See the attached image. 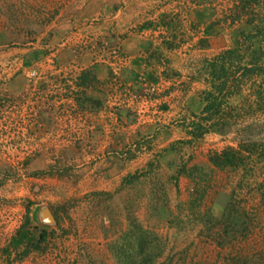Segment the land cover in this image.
<instances>
[{
    "label": "rangeland",
    "instance_id": "1",
    "mask_svg": "<svg viewBox=\"0 0 264 264\" xmlns=\"http://www.w3.org/2000/svg\"><path fill=\"white\" fill-rule=\"evenodd\" d=\"M191 2L0 0V264H264V0ZM155 14L171 47L202 29V98L226 81L207 61L234 52L225 126L199 137L168 70L121 84L118 33Z\"/></svg>",
    "mask_w": 264,
    "mask_h": 264
},
{
    "label": "crops",
    "instance_id": "2",
    "mask_svg": "<svg viewBox=\"0 0 264 264\" xmlns=\"http://www.w3.org/2000/svg\"><path fill=\"white\" fill-rule=\"evenodd\" d=\"M191 1L192 0H169L168 5L170 9H176V13L174 14L178 15L182 13L183 10H186L187 7L193 9ZM127 8L132 9L133 12L141 13L139 10L140 8L134 3H132V5L128 4ZM118 15H120L119 12L117 13V16ZM142 16L143 15H130L133 20L126 23L125 27L130 29L138 22L136 20L142 19L144 21H149V23L151 20L154 21L151 28H146L140 33H138V31L118 30L120 31V33H118L119 36L122 37L121 43L123 51L128 55L127 66L125 67L126 69L122 78L124 82L120 81L121 84H130L131 80H133L136 75L143 72L158 76L163 73L162 70H168L170 73L176 74L177 76L176 86L180 89L178 91L187 93L185 102L188 103L190 110L196 115H200L205 103H203L204 101L199 93L195 92V89L192 90V86L198 84L197 79H200V75H202V67L205 63V56L207 54L205 48L197 47L202 29L200 28L201 31H191L187 29V36H185L187 39L183 37L185 40L182 42L181 47H171L169 44L175 45L173 42L178 41L179 39L173 40V35L166 31L167 27H163V24L160 22L162 15H150V17H147L146 19H143ZM188 16L189 20H191L190 15ZM92 34L95 35L96 31ZM201 64L202 67L196 69ZM101 66L103 67L102 64ZM96 68L97 72L101 70L99 65H97ZM99 73L100 77L98 76V78L100 79V82L105 85L108 80L107 78L104 79V75L102 74L104 72H102V70L99 71ZM190 73L193 79V82L190 85L191 89L188 84H181L182 80L188 79ZM194 73L196 74L195 76H193ZM171 80L172 77L171 79H168V84ZM110 84H112V82H110ZM171 96H175L176 98L172 99ZM171 96L169 97L171 113L174 115H181V110H183L184 107H181L180 103L185 105L182 101V97H179L176 94H171Z\"/></svg>",
    "mask_w": 264,
    "mask_h": 264
},
{
    "label": "trees",
    "instance_id": "3",
    "mask_svg": "<svg viewBox=\"0 0 264 264\" xmlns=\"http://www.w3.org/2000/svg\"><path fill=\"white\" fill-rule=\"evenodd\" d=\"M234 52L233 51H226L225 53H221L217 56H215L213 59L208 60L206 63V66L204 69H208V73L214 80H224L226 77V81L219 83V84H214L212 86V91H207L204 92L205 96L202 98L205 105L202 109V112L200 115L197 116L198 120V132L201 131L197 134L199 137L204 136L206 133H208L210 130L214 129L216 126H218L219 122L223 121V126H225L228 121L227 115H221V108L223 102H226V96L229 93L231 89V86L228 85V90L224 92L226 88V85L228 84V77H229V72L226 70V65H227V60L230 59ZM237 70L240 69V67L236 68ZM251 67L247 69V71H253ZM204 71V70H203ZM237 72V71H235ZM227 93V94H226ZM227 103V102H226ZM219 116V117H218ZM226 116V118H225ZM231 115L228 116V118ZM221 162L224 165H235V155L233 157H222ZM221 162H219L221 164ZM42 238H44V234H41ZM27 252H25V255ZM135 264V263H133Z\"/></svg>",
    "mask_w": 264,
    "mask_h": 264
},
{
    "label": "water",
    "instance_id": "4",
    "mask_svg": "<svg viewBox=\"0 0 264 264\" xmlns=\"http://www.w3.org/2000/svg\"><path fill=\"white\" fill-rule=\"evenodd\" d=\"M45 210V215H46V218L45 220L47 221V223H51L52 224H55V219L53 218V216L51 215V213L48 211L47 208H44Z\"/></svg>",
    "mask_w": 264,
    "mask_h": 264
}]
</instances>
